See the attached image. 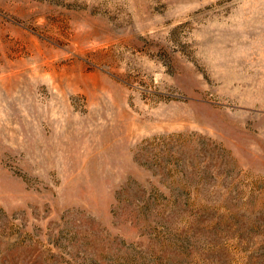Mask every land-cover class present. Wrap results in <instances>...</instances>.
Returning <instances> with one entry per match:
<instances>
[{
  "label": "rangeland",
  "instance_id": "374dc122",
  "mask_svg": "<svg viewBox=\"0 0 264 264\" xmlns=\"http://www.w3.org/2000/svg\"><path fill=\"white\" fill-rule=\"evenodd\" d=\"M0 264H264V0H0Z\"/></svg>",
  "mask_w": 264,
  "mask_h": 264
}]
</instances>
